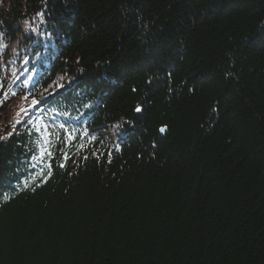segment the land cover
Returning a JSON list of instances; mask_svg holds the SVG:
<instances>
[{
  "label": "trees",
  "instance_id": "16d2710c",
  "mask_svg": "<svg viewBox=\"0 0 264 264\" xmlns=\"http://www.w3.org/2000/svg\"><path fill=\"white\" fill-rule=\"evenodd\" d=\"M0 264H264V0H0Z\"/></svg>",
  "mask_w": 264,
  "mask_h": 264
},
{
  "label": "snow or ice",
  "instance_id": "6c2138e0",
  "mask_svg": "<svg viewBox=\"0 0 264 264\" xmlns=\"http://www.w3.org/2000/svg\"><path fill=\"white\" fill-rule=\"evenodd\" d=\"M38 15H40V16H42V17H43V16H46L45 13H38ZM169 75H171V74L169 73ZM153 81H154V77H146V79H145V82H146L147 84H150V83H152ZM138 90H139L138 86H137V87H133V88L131 89V91H132L133 93L138 92ZM193 91H194V89H193ZM5 95H7V94H5ZM40 103H41V101H38V100L33 99V100H32V108H31V109H25V110H23V111H24V112L32 111V110H34L35 108L39 107ZM134 110H135V112H137V113H141L144 109H143V107H141V106H136ZM29 119H30V116H29ZM23 123H27V121H23ZM61 127L63 128L64 126L61 125ZM37 130H39V129H37ZM160 131H161V132H164L165 129H164V128H161ZM69 135H70V134H69ZM70 138H71V139H75L74 137H71V136H70ZM93 139H95V138L93 137ZM49 155H51L50 152H42L39 158H40L41 160H43V159H45V158H46L47 156H49ZM35 158H36V157H34V159H35ZM67 158H68V157H67V154H65V159H67ZM52 166H53L52 164H49V168H51ZM60 167L63 168V167H66V165H65V164H61Z\"/></svg>",
  "mask_w": 264,
  "mask_h": 264
}]
</instances>
